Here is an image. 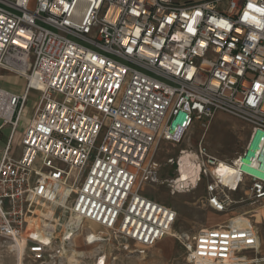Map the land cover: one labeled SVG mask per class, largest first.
Here are the masks:
<instances>
[{
	"label": "built area",
	"instance_id": "2783aa9c",
	"mask_svg": "<svg viewBox=\"0 0 264 264\" xmlns=\"http://www.w3.org/2000/svg\"><path fill=\"white\" fill-rule=\"evenodd\" d=\"M0 3V69L26 81L22 94L0 89L3 122L14 128L27 94H40L19 144L10 137L0 158V239L15 264H62L78 239L143 257L173 237L176 211L146 193L158 182L154 152L216 113L249 127L245 150L255 139L263 161L245 166L264 174V0ZM167 164L175 167L164 181L169 195L206 181V204L231 214L178 232L187 264H258L257 229L230 194L248 183L241 200L260 203L264 177L246 171L237 189L223 187L202 138ZM76 259L111 264L117 256Z\"/></svg>",
	"mask_w": 264,
	"mask_h": 264
},
{
	"label": "rangeland",
	"instance_id": "374dc122",
	"mask_svg": "<svg viewBox=\"0 0 264 264\" xmlns=\"http://www.w3.org/2000/svg\"><path fill=\"white\" fill-rule=\"evenodd\" d=\"M39 97L38 92H31L27 100V109L32 106L34 108ZM201 122H195L179 144L172 145L167 142H160L153 155L154 160L159 164L158 182L148 186L146 193L176 211L177 218L173 228L175 234L178 232L190 233L202 227L224 224L231 216V214L216 213L206 204L204 199L206 181L201 182L194 189H190L189 192L173 196L169 195L164 183L166 179L175 175L174 165L167 164V160L176 157L179 149L194 150L201 138L208 154L217 160L231 162L245 151L250 134V129L245 123L225 113H216L204 125ZM248 187L249 184L246 183L236 192L231 193L230 200L235 211H249L247 212L249 213L248 217L256 227L259 237V250L255 252L253 261L258 257V264H264V203L250 204L248 201H242L241 198L244 197V192ZM243 220L246 223L248 218L243 216ZM93 226L95 230H101L97 225ZM76 246L78 247L77 250L83 251L86 257L90 258L100 251L107 255L117 256V259L111 264H187L183 246L175 237L171 236L162 239L149 249L143 257H123L110 244L104 245L100 249L86 247L81 239L77 240ZM0 264H15V257L9 244L2 239H0ZM62 264L70 263L66 259Z\"/></svg>",
	"mask_w": 264,
	"mask_h": 264
},
{
	"label": "bare ground",
	"instance_id": "6f19581e",
	"mask_svg": "<svg viewBox=\"0 0 264 264\" xmlns=\"http://www.w3.org/2000/svg\"><path fill=\"white\" fill-rule=\"evenodd\" d=\"M261 146L262 149L264 150V143ZM256 149H257V141H255L254 139L251 141L249 147L245 150V152L235 157L231 162H226L224 160H217V165L212 168L213 177L215 179H218L223 187H228L230 190L237 189L238 183L242 178L243 172H246L242 168L244 165L251 164L252 166H256V167L262 165L261 164V162L263 161V157L261 156L262 150L255 152ZM189 171H190L189 167L181 168L179 170L180 177L182 179H185ZM255 176L258 177V175ZM192 184H193V188L197 186L196 182L194 181H192ZM263 200L264 198L262 199V202H264ZM171 234H173L174 235L173 237H175L177 240L178 237H180L179 233L175 234L173 231H171ZM20 250H21V246H20ZM258 250H259V246L257 245L255 252H257ZM83 253H84L83 251H78V250L71 251V254L67 257L68 262L70 264H77L78 261L76 259V256L83 255ZM255 260L256 259H254V261Z\"/></svg>",
	"mask_w": 264,
	"mask_h": 264
},
{
	"label": "crops",
	"instance_id": "0c3cea01",
	"mask_svg": "<svg viewBox=\"0 0 264 264\" xmlns=\"http://www.w3.org/2000/svg\"><path fill=\"white\" fill-rule=\"evenodd\" d=\"M175 1L184 3V2H195L199 0H175ZM25 84L26 81L22 76L0 69V89L14 94H22L25 91ZM30 93L31 92L27 94V99L20 110V114L18 116L14 128H12L10 123H6V122L4 123L3 119L0 117V158L3 153V149L5 148L10 137L12 139L13 145L17 147L23 130L28 125V123L30 122L33 116V112H34L33 106L29 109H27L26 107L28 96ZM16 116L17 113L13 117L14 120L16 119Z\"/></svg>",
	"mask_w": 264,
	"mask_h": 264
},
{
	"label": "water",
	"instance_id": "95a60500",
	"mask_svg": "<svg viewBox=\"0 0 264 264\" xmlns=\"http://www.w3.org/2000/svg\"><path fill=\"white\" fill-rule=\"evenodd\" d=\"M245 171L249 172V173H252V174H255V175H258V176H261V177H264V174L258 172L257 170L253 169V168H250L248 166H243L242 167Z\"/></svg>",
	"mask_w": 264,
	"mask_h": 264
},
{
	"label": "snow or ice",
	"instance_id": "6c2138e0",
	"mask_svg": "<svg viewBox=\"0 0 264 264\" xmlns=\"http://www.w3.org/2000/svg\"><path fill=\"white\" fill-rule=\"evenodd\" d=\"M197 15H199V13H197Z\"/></svg>",
	"mask_w": 264,
	"mask_h": 264
}]
</instances>
